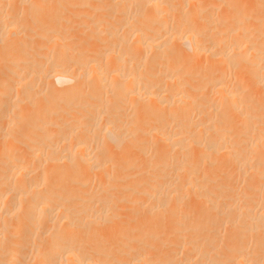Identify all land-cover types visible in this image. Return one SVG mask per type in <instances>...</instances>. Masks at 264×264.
Segmentation results:
<instances>
[{
  "label": "bare ground",
  "instance_id": "6f19581e",
  "mask_svg": "<svg viewBox=\"0 0 264 264\" xmlns=\"http://www.w3.org/2000/svg\"><path fill=\"white\" fill-rule=\"evenodd\" d=\"M0 62V264H264V0H0Z\"/></svg>",
  "mask_w": 264,
  "mask_h": 264
},
{
  "label": "rangeland",
  "instance_id": "374dc122",
  "mask_svg": "<svg viewBox=\"0 0 264 264\" xmlns=\"http://www.w3.org/2000/svg\"><path fill=\"white\" fill-rule=\"evenodd\" d=\"M0 64H1V62H0ZM3 65H4V63H2V65H0V72H1V73L5 70V67H7V66L3 67ZM3 68H4V70H3ZM0 76H1V75H0ZM0 86H1V83H0ZM2 103H3V101H2ZM0 104H1V102H0ZM2 108H3V107H2V105H1V107H0V111L3 110ZM0 114H1V112H0ZM1 116H3V111H2V114L0 115V118H1ZM0 121H1V120H0ZM1 122H2V121H1ZM125 221L128 222V219H125ZM129 222H131V221L129 220Z\"/></svg>",
  "mask_w": 264,
  "mask_h": 264
}]
</instances>
